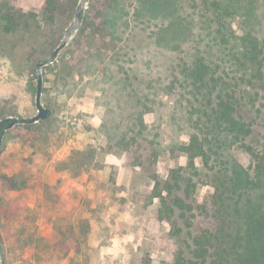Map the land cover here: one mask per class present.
Returning <instances> with one entry per match:
<instances>
[{"label": "rangeland", "instance_id": "1", "mask_svg": "<svg viewBox=\"0 0 264 264\" xmlns=\"http://www.w3.org/2000/svg\"><path fill=\"white\" fill-rule=\"evenodd\" d=\"M54 1L51 14L46 0H0V121L38 114L36 66L61 45L82 0ZM141 1L87 0L77 32L41 69L48 119L34 129L17 125L4 133L0 263H77L78 255L67 258L55 248L60 228L76 218L90 223L92 264H140L145 254L160 261L186 249L187 236H173L170 225L158 219L160 206L151 203L149 190L154 175L165 180L172 170L186 168L188 159L163 155L156 165L139 167L121 144L138 98L152 97L168 84L185 56L158 43L164 21L144 18ZM181 2L200 26L194 0ZM230 13L238 32H245L240 8L233 4ZM249 13L250 27L264 42V0H252ZM257 81L252 100L264 113V72ZM170 111L172 103L166 101L160 115L147 119L149 126L165 145L187 144L185 136L173 133ZM253 117L249 110L247 118ZM249 140L264 154L263 118ZM89 152L95 154L90 162ZM84 160L82 168L74 166ZM196 164L203 172L196 178L197 194L212 193L202 162ZM257 193L264 203V187Z\"/></svg>", "mask_w": 264, "mask_h": 264}, {"label": "trees", "instance_id": "2", "mask_svg": "<svg viewBox=\"0 0 264 264\" xmlns=\"http://www.w3.org/2000/svg\"><path fill=\"white\" fill-rule=\"evenodd\" d=\"M46 2L53 7L52 14L55 1ZM194 2L200 26L194 15L184 12L181 0L141 1L144 18L164 21L158 43L185 56L168 84L158 87L152 97L138 98L137 111L130 115L133 123L123 132L121 144L139 167L154 166L163 155L188 159L186 168L172 170L165 180L154 175L149 199L159 204L158 219L170 225L171 234L186 235L189 243L160 261L145 254L140 264H264V203L256 194L264 187V154L249 140L257 120L264 119L261 106L252 100L258 95L252 92L257 75L264 72V42L250 27L252 0ZM233 4L241 10L245 32H238L230 19ZM166 101L173 106L172 131L185 136L187 144L165 145L147 122L162 113ZM249 110L254 112L252 120L247 118ZM88 154L86 160H94V152ZM86 160L74 166L82 168ZM197 160L212 193L196 192V178L203 175ZM90 229L83 218L62 226L56 250L67 258L78 255L75 264H92Z\"/></svg>", "mask_w": 264, "mask_h": 264}, {"label": "water", "instance_id": "3", "mask_svg": "<svg viewBox=\"0 0 264 264\" xmlns=\"http://www.w3.org/2000/svg\"><path fill=\"white\" fill-rule=\"evenodd\" d=\"M87 0H82L79 4L78 8L76 9V17L74 23L67 29L65 38L63 39L61 45L53 52V54L50 56L49 59L40 62L37 64L34 76L37 81V95H36V107L38 110V114L33 118H5L0 121V129L3 125H7L6 128L3 130V132L0 134V148L2 146V138L4 133L14 128L17 125H31L36 124L39 121L47 120L50 111L46 109L42 104V95H43V76L41 73V69L47 65L52 64L58 57L59 53L66 47L68 44L70 38L77 32L81 19H82V13L86 6ZM2 264V263H0Z\"/></svg>", "mask_w": 264, "mask_h": 264}]
</instances>
